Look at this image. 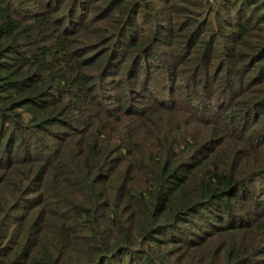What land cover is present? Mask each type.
<instances>
[{"label": "trees", "instance_id": "obj_1", "mask_svg": "<svg viewBox=\"0 0 264 264\" xmlns=\"http://www.w3.org/2000/svg\"><path fill=\"white\" fill-rule=\"evenodd\" d=\"M0 264H264V0H0Z\"/></svg>", "mask_w": 264, "mask_h": 264}]
</instances>
